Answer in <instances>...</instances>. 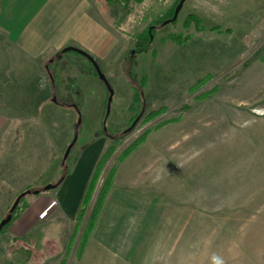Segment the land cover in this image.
<instances>
[{
	"label": "rangeland",
	"instance_id": "rangeland-1",
	"mask_svg": "<svg viewBox=\"0 0 264 264\" xmlns=\"http://www.w3.org/2000/svg\"><path fill=\"white\" fill-rule=\"evenodd\" d=\"M178 2L93 0L121 50L111 72L101 70L113 92L108 114V89L87 59L60 51L42 67L32 63L42 76L17 74L0 30V221L21 192L31 191L13 219L39 195L33 191L48 193L44 187L89 142L103 141L101 155L108 150L79 223L48 210L39 214V243L31 236L15 242L31 252L28 263L47 256L78 263L87 217L112 177L110 192L135 190L142 211L156 206L165 215L159 232L174 263L152 264H264V0H185L163 25ZM144 35L150 49L131 59ZM141 82L143 108L130 109L131 84ZM62 101L82 115L66 161L78 115ZM102 124L114 139L97 136ZM138 251L134 242V264H141Z\"/></svg>",
	"mask_w": 264,
	"mask_h": 264
},
{
	"label": "crops",
	"instance_id": "crops-1",
	"mask_svg": "<svg viewBox=\"0 0 264 264\" xmlns=\"http://www.w3.org/2000/svg\"><path fill=\"white\" fill-rule=\"evenodd\" d=\"M93 5V0H0V30L11 50L9 57L14 60L17 74L42 76L38 69L31 67L32 63L41 62V66L65 47L84 51L101 70L110 73V66L119 58L121 50L115 33L93 10ZM102 146L100 139L86 144L60 184L48 193H39L12 220L0 234V264H60L53 256L28 263L25 251L9 254L8 248L14 238L31 236L36 243L43 239L39 214L49 206V213L54 210L68 224L76 220ZM141 202L135 190L114 187L78 263L74 264H134L131 257L134 242L139 244V263H174V255H166L164 236L159 232L165 226L164 213L156 206H147L142 211ZM51 235L52 232L46 236Z\"/></svg>",
	"mask_w": 264,
	"mask_h": 264
},
{
	"label": "trees",
	"instance_id": "trees-1",
	"mask_svg": "<svg viewBox=\"0 0 264 264\" xmlns=\"http://www.w3.org/2000/svg\"><path fill=\"white\" fill-rule=\"evenodd\" d=\"M192 22H195L196 23V20L194 19ZM150 35H144L142 39H136L135 40V43H134V48L133 50L130 52V58L133 59L134 56L139 53V52H147L149 49H150V44H151V36L149 37ZM142 37V36H141ZM176 43H181V42H184L182 40H178V39H174ZM93 66V65H92ZM95 71V70H94ZM96 73V71H95ZM97 74V73H96ZM204 79L200 80L195 86L191 87L189 89V91H192L197 85L199 86L202 81ZM133 86V90H134V97H133V103L131 104L130 106V109H132L133 105H137V108H143V105H144V97H143V93H142V88L144 86V82H141L139 84V86H136L135 84H131ZM109 93H107V97H108ZM59 105L63 106V107H66V108H72V109H75L77 115H78V118L81 119L82 121V115H81V112L79 111V107L76 103H66L64 101H62L61 103H59ZM153 114H155V112H153ZM81 124V123H80ZM79 124V126H80ZM103 125V128L101 131H99L97 133V136L98 135H105V136H108L109 138L111 139H114L115 138V132H112L110 130H108L107 128H105L104 124ZM79 126H78V129H79ZM126 132V131H125ZM73 148V147H72ZM72 150V149H71ZM108 152V150L103 153V155H101L98 159V161L96 162L95 166H94V169L92 171V174L87 182V185H86V188L84 190V193L82 195V199L80 201V205L78 207V210H77V214H76V222L79 223L82 218L85 216L86 214V209L89 205V201H90V198H91V195H92V192L95 188V184H96V181H97V178H98V175L100 173V166L101 164L103 163L102 161H104V158H106V153ZM128 152V151H127ZM125 152V153H127ZM70 154V153H69ZM68 159V157L66 158V160ZM65 160V161H66ZM68 173V169L67 167L62 171V175L59 179V181L61 182L65 175ZM112 188V177L111 178H108L105 183L103 184L102 186V190L100 191V193L98 194L97 196V199L93 205V207L91 208L90 212H89V215L87 217V220H86V226H85V233L83 235V238L81 240V245H80V249H79V255L78 257L80 258L82 253H83V250L87 244V241L89 239V236L90 234L92 233V231L94 230L96 224H97V220L99 218V215H100V212L104 206V203H105V200L110 192V189ZM22 199V198H21ZM20 199V200H21ZM20 202V201H19ZM17 208V207H16ZM15 208V210H16ZM14 210V211H15ZM13 211V212H14ZM12 212V213H13ZM13 219V215L11 217V220L6 223L0 230V233L4 232V228L9 225V223L12 221ZM17 240H20V238H14L13 240V243L10 245V247L8 248V253L9 254H13L19 250H24L26 251V249H18L15 247L14 249V244ZM30 251L27 250V259L29 258L30 256ZM62 264V263H60Z\"/></svg>",
	"mask_w": 264,
	"mask_h": 264
},
{
	"label": "water",
	"instance_id": "water-1",
	"mask_svg": "<svg viewBox=\"0 0 264 264\" xmlns=\"http://www.w3.org/2000/svg\"><path fill=\"white\" fill-rule=\"evenodd\" d=\"M184 2H185V0H179L178 4L175 7L173 16L170 19L164 21L162 23L163 25H165V24H167L169 22H173V21H175L177 19V16H178V14H179ZM70 50L78 52L80 55L84 56L93 65V68L96 71L99 79H101L103 81V83L106 85V87L108 89V93H109V95L107 97V102H106V114H108L109 107H110V102L112 100L113 92H112V89H111V87H110L105 75L103 74V72L99 68L98 64L94 61V59L91 56H89L87 53H85L84 51H82L80 49H77V48H74V47H65L64 49H62V52H67V51H70ZM80 123H81V119L78 118L76 123L73 125V138H72V141L69 143V145L67 146V148L65 150V153L63 155V159L64 160L68 157L72 147L76 143V140H77V137H78V126H79ZM59 184H60V181H58L55 184H48V185H46L44 187V190L47 191V190L53 189V188L57 187ZM39 192H40L39 190L33 191L34 194H39ZM29 193H31L30 190L23 191L15 198V200H14V202H13V204H12L10 210H9V213L6 215V217L4 219H2L0 221V230L6 223H8L11 220L12 212L18 206L20 199L23 198L25 195H27Z\"/></svg>",
	"mask_w": 264,
	"mask_h": 264
},
{
	"label": "built area",
	"instance_id": "built-area-1",
	"mask_svg": "<svg viewBox=\"0 0 264 264\" xmlns=\"http://www.w3.org/2000/svg\"><path fill=\"white\" fill-rule=\"evenodd\" d=\"M53 204V203H52ZM51 206H49L46 210H44L41 214H40V217H43L45 216L46 212L49 210Z\"/></svg>",
	"mask_w": 264,
	"mask_h": 264
}]
</instances>
